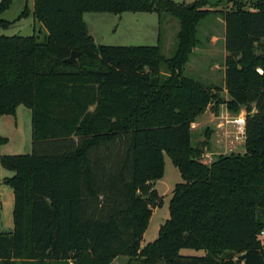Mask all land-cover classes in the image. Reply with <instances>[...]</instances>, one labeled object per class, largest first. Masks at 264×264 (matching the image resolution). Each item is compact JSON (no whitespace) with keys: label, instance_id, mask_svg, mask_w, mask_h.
<instances>
[{"label":"trees","instance_id":"16d2710c","mask_svg":"<svg viewBox=\"0 0 264 264\" xmlns=\"http://www.w3.org/2000/svg\"><path fill=\"white\" fill-rule=\"evenodd\" d=\"M13 1L0 0V29L14 22L2 17ZM205 2L34 0L45 39L0 35V116L30 108L34 146L0 157L14 172L4 178L14 227L0 230L3 264H111L120 255L133 264H264V0L224 13L227 99L183 72ZM88 11L169 12L181 21L178 49L165 58L160 45L97 44ZM73 50L78 64L66 61ZM221 104L245 109V151L207 164L209 140L194 145L192 123ZM166 153L182 181L159 236L143 246L163 204L150 187Z\"/></svg>","mask_w":264,"mask_h":264},{"label":"rangeland","instance_id":"374dc122","mask_svg":"<svg viewBox=\"0 0 264 264\" xmlns=\"http://www.w3.org/2000/svg\"><path fill=\"white\" fill-rule=\"evenodd\" d=\"M187 5L196 0H174ZM258 0H206L205 10L209 12L197 26V42L192 47L189 58L184 65V74L195 79L205 86L218 88L222 98H229L225 85V70L227 51L225 46V19L224 13L239 5L251 9ZM34 0H14L2 17L14 21L8 28H1L0 35H38L44 40L47 30L37 21L32 13ZM29 15L17 19L24 9ZM90 34L97 44L110 45H160L161 53L165 58L175 55L179 46V32L181 21L169 12H124L117 14L109 11H88L84 13ZM161 72L169 74L165 65ZM204 115L196 118L192 123L194 145L209 140L203 160L211 163L219 154L241 152L244 149L238 124L235 120L244 117V108L239 112H231L225 104H221L216 113L213 106L209 107ZM0 134L8 141L0 145V157L8 154H28L34 151L32 139V111L21 104L16 115L0 116ZM14 172L6 169L0 159V224L5 229L14 225V192L11 186L4 183L5 177H11ZM182 181L178 168L172 158L165 155L164 176L151 184L150 191L155 193V200L163 199V204L153 208V215L144 234L142 245L154 241L159 236L161 225L170 216V200L177 183ZM262 217L264 214L260 213ZM264 241V233L260 234ZM184 254L203 255L204 250L182 249ZM0 264L3 262L0 260ZM23 264V263H18ZM28 264V263H27ZM111 264H133L129 256L120 255Z\"/></svg>","mask_w":264,"mask_h":264},{"label":"built area","instance_id":"2783aa9c","mask_svg":"<svg viewBox=\"0 0 264 264\" xmlns=\"http://www.w3.org/2000/svg\"><path fill=\"white\" fill-rule=\"evenodd\" d=\"M235 122L238 124V130L241 135V137H244L245 135V118L244 117H238ZM264 233V232H262Z\"/></svg>","mask_w":264,"mask_h":264},{"label":"water","instance_id":"95a60500","mask_svg":"<svg viewBox=\"0 0 264 264\" xmlns=\"http://www.w3.org/2000/svg\"><path fill=\"white\" fill-rule=\"evenodd\" d=\"M190 7H192V5H190ZM79 55H80L79 51L73 50L71 55L68 58H66V61L73 63V64H78Z\"/></svg>","mask_w":264,"mask_h":264},{"label":"crops","instance_id":"0c3cea01","mask_svg":"<svg viewBox=\"0 0 264 264\" xmlns=\"http://www.w3.org/2000/svg\"><path fill=\"white\" fill-rule=\"evenodd\" d=\"M134 13H137V12H134ZM204 114H202L201 116H203ZM200 116V117H201ZM245 142V137H243V143ZM245 151V147H244V149H243V151H241V152H244ZM203 162H205V163H207V164H209V160H203ZM154 184H155V182H154ZM13 227H14V225H13ZM13 227L12 228H9V229H5V228H3V226H1V224H0V230L1 231H10V230H12L13 229Z\"/></svg>","mask_w":264,"mask_h":264}]
</instances>
